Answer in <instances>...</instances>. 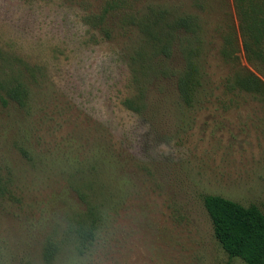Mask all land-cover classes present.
Here are the masks:
<instances>
[{
  "label": "rangeland",
  "instance_id": "374dc122",
  "mask_svg": "<svg viewBox=\"0 0 264 264\" xmlns=\"http://www.w3.org/2000/svg\"><path fill=\"white\" fill-rule=\"evenodd\" d=\"M241 23L236 0H0V264H244L202 204L264 214Z\"/></svg>",
  "mask_w": 264,
  "mask_h": 264
},
{
  "label": "trees",
  "instance_id": "16d2710c",
  "mask_svg": "<svg viewBox=\"0 0 264 264\" xmlns=\"http://www.w3.org/2000/svg\"><path fill=\"white\" fill-rule=\"evenodd\" d=\"M240 8L241 29L245 50L264 60V0H236ZM176 25H189L187 18H179ZM256 47V48H254ZM170 44L165 42L161 52L170 56ZM198 72L192 61L186 62L178 76L177 87L181 99L191 103L198 85ZM235 84L244 90L264 96V80L253 73L239 75ZM202 204L207 212L213 235L230 257L240 258L244 264H264V214L255 204L247 206L218 194H204Z\"/></svg>",
  "mask_w": 264,
  "mask_h": 264
}]
</instances>
